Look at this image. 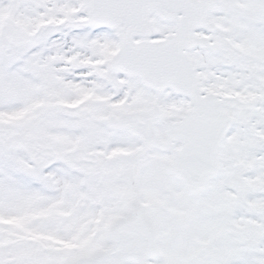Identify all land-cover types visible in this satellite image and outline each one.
I'll return each mask as SVG.
<instances>
[{
	"label": "snow or ice",
	"instance_id": "6c2138e0",
	"mask_svg": "<svg viewBox=\"0 0 264 264\" xmlns=\"http://www.w3.org/2000/svg\"><path fill=\"white\" fill-rule=\"evenodd\" d=\"M0 264H264V0H0Z\"/></svg>",
	"mask_w": 264,
	"mask_h": 264
}]
</instances>
